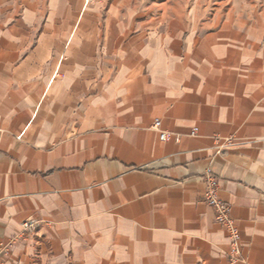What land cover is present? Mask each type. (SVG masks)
<instances>
[{"label":"crops","instance_id":"1","mask_svg":"<svg viewBox=\"0 0 264 264\" xmlns=\"http://www.w3.org/2000/svg\"><path fill=\"white\" fill-rule=\"evenodd\" d=\"M208 169L264 264V0H0V264H231Z\"/></svg>","mask_w":264,"mask_h":264},{"label":"built area","instance_id":"2","mask_svg":"<svg viewBox=\"0 0 264 264\" xmlns=\"http://www.w3.org/2000/svg\"><path fill=\"white\" fill-rule=\"evenodd\" d=\"M160 120H155L152 129L160 133V141H167L170 137V133L163 131ZM199 134V128H194L191 131L190 137H196ZM218 145L215 148L216 154L221 155L223 151L228 150L236 146V139L233 137H221L217 140ZM203 182L206 186V191L204 194L205 203L211 206L216 214V222L225 228L229 234L231 242V252L229 257H231V264H236L239 259V240H240V230L236 227L234 219L231 217L230 206L222 198H220L221 185L218 181L217 176L213 173L211 169L203 176ZM33 222H27L23 225V231L31 230L33 227ZM5 253L8 254L7 248L4 249Z\"/></svg>","mask_w":264,"mask_h":264}]
</instances>
